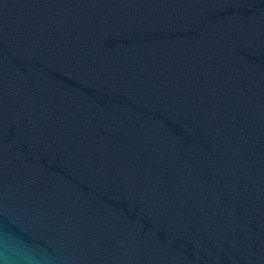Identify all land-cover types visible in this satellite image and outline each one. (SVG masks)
<instances>
[{"label":"water","instance_id":"obj_1","mask_svg":"<svg viewBox=\"0 0 264 264\" xmlns=\"http://www.w3.org/2000/svg\"><path fill=\"white\" fill-rule=\"evenodd\" d=\"M0 264H264V0H0Z\"/></svg>","mask_w":264,"mask_h":264}]
</instances>
